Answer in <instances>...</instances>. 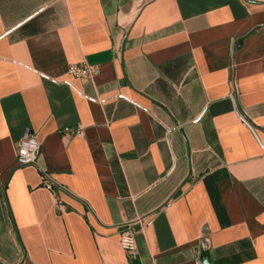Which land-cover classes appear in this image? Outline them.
Instances as JSON below:
<instances>
[{"label":"crops","instance_id":"crops-1","mask_svg":"<svg viewBox=\"0 0 264 264\" xmlns=\"http://www.w3.org/2000/svg\"><path fill=\"white\" fill-rule=\"evenodd\" d=\"M0 264H264V0H0Z\"/></svg>","mask_w":264,"mask_h":264},{"label":"built area","instance_id":"built-area-1","mask_svg":"<svg viewBox=\"0 0 264 264\" xmlns=\"http://www.w3.org/2000/svg\"><path fill=\"white\" fill-rule=\"evenodd\" d=\"M97 72V67L90 65L86 61L70 63L67 67V73L82 80H90L93 74ZM76 132L81 134L80 130ZM40 153V144L35 134L26 128L19 138L16 146V161L18 166L33 164L36 162ZM41 185L53 191L55 196L57 192L62 190L60 185L55 184L49 173L42 171L40 174ZM140 231L132 224H123L118 232V242L121 248L125 251L127 256L135 257L137 253L136 236Z\"/></svg>","mask_w":264,"mask_h":264}]
</instances>
